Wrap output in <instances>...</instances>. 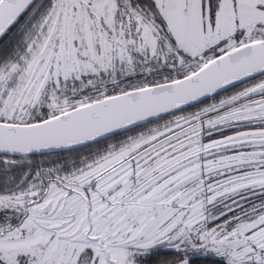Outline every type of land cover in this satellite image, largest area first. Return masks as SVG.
Masks as SVG:
<instances>
[{"label":"snow or ice","instance_id":"obj_1","mask_svg":"<svg viewBox=\"0 0 264 264\" xmlns=\"http://www.w3.org/2000/svg\"><path fill=\"white\" fill-rule=\"evenodd\" d=\"M0 264H264V0H0Z\"/></svg>","mask_w":264,"mask_h":264}]
</instances>
